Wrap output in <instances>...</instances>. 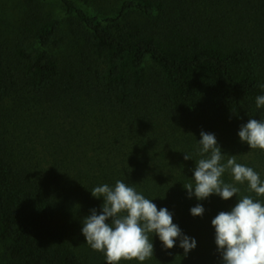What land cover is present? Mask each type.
Returning <instances> with one entry per match:
<instances>
[{"label":"trees","instance_id":"16d2710c","mask_svg":"<svg viewBox=\"0 0 264 264\" xmlns=\"http://www.w3.org/2000/svg\"><path fill=\"white\" fill-rule=\"evenodd\" d=\"M56 1L58 17L48 11ZM0 24V246L6 264H106L81 229L117 180L173 213L197 246L120 264H220L211 220L243 196L197 201L200 132L264 181V150L238 137L264 120V0H19ZM63 32V33H62ZM149 62L151 65H149ZM184 153L192 159L185 160ZM203 205L202 217L190 209Z\"/></svg>","mask_w":264,"mask_h":264},{"label":"clouds","instance_id":"9594fccd","mask_svg":"<svg viewBox=\"0 0 264 264\" xmlns=\"http://www.w3.org/2000/svg\"><path fill=\"white\" fill-rule=\"evenodd\" d=\"M260 87L264 90V84ZM256 106H264V95L256 97ZM238 137L250 149L264 150V120L249 119L240 125ZM198 142L201 154L210 155L195 162L192 169L194 184L183 185L188 198L203 201L215 194L227 201L237 197L240 189L222 179L226 170L231 171L235 182H247L250 191L264 196V181L252 168L237 163L235 155L221 163L224 152L214 133L202 130ZM184 159L192 158L184 153ZM91 195L103 198L101 211L90 210V215L84 217L81 232L93 250L104 254L106 264L143 262L152 257L154 245L149 240V233L158 236L166 250L175 247L177 240L185 255L197 246L195 238L184 234L173 223V213L166 207L158 209L152 200L123 181L117 180L114 186H97ZM204 212L200 203L190 209L194 217H202ZM211 225L215 230L220 264H264V206L259 200L251 196L240 197L230 211L219 212Z\"/></svg>","mask_w":264,"mask_h":264},{"label":"rangeland","instance_id":"374dc122","mask_svg":"<svg viewBox=\"0 0 264 264\" xmlns=\"http://www.w3.org/2000/svg\"><path fill=\"white\" fill-rule=\"evenodd\" d=\"M48 11L53 15L61 17L62 12L60 6L56 1H52L48 5ZM20 17V6L19 0H0V24L5 30V35L8 31L12 30L14 26L17 25V21ZM63 33V32H62ZM149 65L151 63L149 62ZM7 258L6 255L0 246V264H6Z\"/></svg>","mask_w":264,"mask_h":264}]
</instances>
